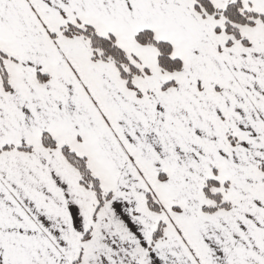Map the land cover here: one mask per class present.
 I'll use <instances>...</instances> for the list:
<instances>
[{"label":"snow or ice","instance_id":"obj_1","mask_svg":"<svg viewBox=\"0 0 264 264\" xmlns=\"http://www.w3.org/2000/svg\"><path fill=\"white\" fill-rule=\"evenodd\" d=\"M0 264H264V0H0Z\"/></svg>","mask_w":264,"mask_h":264}]
</instances>
